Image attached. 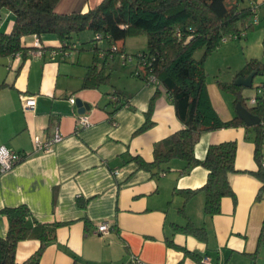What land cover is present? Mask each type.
<instances>
[{
    "label": "crops",
    "instance_id": "obj_1",
    "mask_svg": "<svg viewBox=\"0 0 264 264\" xmlns=\"http://www.w3.org/2000/svg\"><path fill=\"white\" fill-rule=\"evenodd\" d=\"M100 2L58 0L54 11L82 13ZM12 25V13L0 10V32L8 33ZM33 40L26 37V45ZM40 40L45 47L41 56L31 57L26 50L17 57L0 58L6 59L0 81L6 84L0 88V146L24 155L0 174V209L24 204L36 221L58 223L55 239L46 244L38 264H198L168 246L167 238L210 264H264V194L257 197L262 183L250 173L258 168L253 130L238 125L206 131L194 145L195 157L202 160L210 144L236 141V172L228 175L233 196L221 199L218 214L206 215L203 193H187L205 183L204 166L185 171V161L172 159L167 171L153 175L132 159L138 155L150 161L154 144L182 127L165 91L159 88L155 95L154 86L135 76V64L120 68L118 81L110 78L97 88H82L92 63L89 53L78 51L75 61L76 48L60 49L53 35ZM115 89L130 97L117 108L109 99ZM206 89L220 119H232V99L218 85ZM22 94L36 95L33 112L22 109ZM154 95L152 125L136 132ZM69 97L91 106L85 112L90 125L77 128L81 113ZM56 130L63 138L50 151H33L34 135L46 138ZM188 219L205 230V240L174 228ZM103 221L111 230L99 235L95 229ZM7 227V218L0 213V237ZM39 244L38 239L19 241L16 261L23 262Z\"/></svg>",
    "mask_w": 264,
    "mask_h": 264
},
{
    "label": "trees",
    "instance_id": "obj_2",
    "mask_svg": "<svg viewBox=\"0 0 264 264\" xmlns=\"http://www.w3.org/2000/svg\"><path fill=\"white\" fill-rule=\"evenodd\" d=\"M58 0H0V10L7 9L13 15L11 30L0 32V58L15 55L30 49L26 45V37L42 39L53 35L60 41L62 50L76 48L72 41L80 31L92 32V41H105L108 45L100 48L94 44L92 63L86 68L82 88H97L110 82V73L105 66L95 64L98 55L104 61L115 53L129 56L124 51V41L129 36L140 33L146 36V48L136 53L135 76L146 84L156 88L155 95L162 88L170 99L174 112L182 127L174 133L157 141L153 146V157L145 161L140 156L132 159L139 168L148 170L153 175L168 170L172 159L186 162L182 170H188L200 164L207 169L205 183L196 190L204 195V213L212 216L220 212L221 199L233 196L228 175L236 172L234 160L236 141H224L210 144L205 157L199 160L194 155V145L201 134L230 126H245L253 130L254 156L258 164L256 171H251L262 185L257 193L260 198L264 194V166H262V146H264V98L257 97L254 105L247 104L248 98L242 96L243 86L234 85L236 77L247 76L254 72L264 74V61L250 58L229 82H218L221 90L233 94V108L240 101L242 105L260 118V122L252 127L246 126L236 115L230 120L220 119L214 110L206 89V72L204 59L217 48L224 39L240 38L252 28L251 18L257 14L255 0H101V2L86 12H71L59 14L54 11ZM257 20V19H255ZM253 21V20H252ZM264 22V17H262ZM41 41V40H40ZM59 46V47H60ZM115 47V51L110 49ZM264 49V38H262ZM203 50L200 58L194 54ZM103 53V56L100 54ZM153 78V81L150 79ZM6 85L0 84V88ZM117 96L114 103L117 108L126 104L128 95L115 89L109 93ZM152 97L146 120L136 131L140 132L152 125L150 112ZM0 213L7 218L8 227L5 236L0 237V264H38L46 244L55 239L58 223H41L32 217L30 209L20 204L5 206ZM175 229L193 234L205 240V230L196 227L189 219L186 224L175 225ZM38 239L37 250L27 259L19 263L15 259L16 245L21 240ZM168 246L178 248L185 255L193 257L198 264L201 258L198 254L176 245L167 238ZM255 255V254H254ZM181 264V261L178 263Z\"/></svg>",
    "mask_w": 264,
    "mask_h": 264
},
{
    "label": "rangeland",
    "instance_id": "obj_3",
    "mask_svg": "<svg viewBox=\"0 0 264 264\" xmlns=\"http://www.w3.org/2000/svg\"><path fill=\"white\" fill-rule=\"evenodd\" d=\"M262 17H264V4L260 3L257 6V14L255 17L251 18L252 28L246 31L245 34L240 38H230L223 40L221 44L213 49L204 59V68L206 72V82L207 85H218V82H229L233 80L236 73L242 69L248 59L259 58L264 61V49H262V38H264V22H262ZM257 19V20H255ZM253 20V21H252ZM92 32L89 30L80 31L75 34L72 41L77 46L73 49L76 53L74 58L77 60V53H89V57L93 61L94 56V44H98L101 41H92ZM100 48L107 47V43L102 41ZM124 51L129 55V59L124 61L122 59V54L115 53L117 55L115 60L113 56L110 55L106 61L103 58L96 56L94 61L97 66H105V69L110 73V78L113 81H118L121 76L120 68H131L135 64V54L146 48V36L143 33L129 36L124 41ZM79 51V52H78ZM72 52V51H71ZM203 54V50H198L195 52V58H200ZM255 56V57H253ZM6 59H0V81H2L6 68L4 66ZM127 63V64H126ZM264 84V74H257L253 77L252 86L244 87L242 90V96L248 98L256 93V87ZM220 91L227 97L232 99L233 94L230 91L221 90ZM248 104V100H247ZM264 148V146H262Z\"/></svg>",
    "mask_w": 264,
    "mask_h": 264
},
{
    "label": "built area",
    "instance_id": "obj_4",
    "mask_svg": "<svg viewBox=\"0 0 264 264\" xmlns=\"http://www.w3.org/2000/svg\"><path fill=\"white\" fill-rule=\"evenodd\" d=\"M61 46L59 47L60 49H61ZM115 49H116L115 47H112L110 49V52L115 51ZM44 52H45L44 44L40 41L39 38H34L32 42V47L28 49L27 54L31 57H37V56H41ZM54 54L55 52L52 51V55ZM19 55L20 53H16L13 56L17 57ZM103 55H104L103 53L100 54V56H103ZM128 58L129 56H125L124 54H122V59L124 61H127ZM153 80H154L153 78L150 79V81H153ZM257 97L264 98V84H261V86L256 87V93L248 97V104L254 105L257 101ZM110 98L113 103L117 102L118 98L116 95H110ZM69 100L72 104H74L75 102L74 97H69ZM127 101L128 100H126V103ZM20 102L22 105V109L24 111L33 112L36 107V95L22 94L20 95ZM88 125H90V120L88 116L85 113L78 114L76 117L77 128L78 127L82 128ZM62 138H63L62 134L58 132L57 130L50 137H46V138H43L40 135H34L32 149L34 152H48L52 149L53 145L59 142ZM23 158H24V155L1 145L0 146V174L13 168ZM262 166H264V157H262ZM110 230H111L110 225L107 222L103 221L97 225L95 229V233L99 235H104V234H107ZM201 262L202 264H210L207 258H202Z\"/></svg>",
    "mask_w": 264,
    "mask_h": 264
},
{
    "label": "water",
    "instance_id": "obj_5",
    "mask_svg": "<svg viewBox=\"0 0 264 264\" xmlns=\"http://www.w3.org/2000/svg\"><path fill=\"white\" fill-rule=\"evenodd\" d=\"M254 76V72L249 73L247 76L240 75L236 77L233 83L236 86L251 87ZM74 104L77 108V113H85L91 108L88 103L82 101L80 98H76ZM235 113L244 122L246 126H253L260 122V118L252 114L247 107L242 105L240 101H237L235 104Z\"/></svg>",
    "mask_w": 264,
    "mask_h": 264
}]
</instances>
